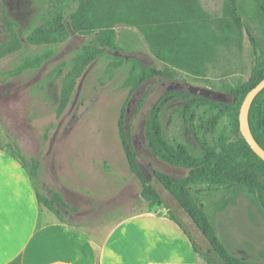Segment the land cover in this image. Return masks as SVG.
<instances>
[{
  "label": "rangeland",
  "instance_id": "rangeland-1",
  "mask_svg": "<svg viewBox=\"0 0 264 264\" xmlns=\"http://www.w3.org/2000/svg\"><path fill=\"white\" fill-rule=\"evenodd\" d=\"M198 3L212 28L229 23L227 0ZM238 6L242 31L233 27L230 41L217 45L214 58L197 77L157 59L140 29L128 24L115 26L116 49L83 66L85 47L98 38L72 30L76 0H0V51L10 48L14 36L18 42L16 51L0 57V145L16 143L28 158L41 163V192L59 191L76 205L73 221L93 219L111 228L128 214L150 208L141 199L143 183L129 169L121 135L124 116L143 172L164 199L159 207L182 221L202 255L214 264H264V196L248 195L233 186L193 185L192 198L212 224L213 240L157 179L160 174L185 177L188 170L160 161L149 151L146 139L149 114L172 82H180L184 92L191 85L208 88L222 94V102H232L237 89L252 88L253 72L264 58V23L255 15L252 0H238ZM55 18H61L67 40L33 45L29 39L35 30ZM38 58L45 60L39 67L16 74L23 63ZM131 59L173 76L154 77L138 86ZM70 83L69 103L60 112L63 90ZM192 101L191 110L181 99L165 108L162 123L170 143L194 152L203 145L221 151L244 139L239 117L237 127L229 114L215 115L210 106ZM260 104L264 117V96ZM200 264L209 263L200 256Z\"/></svg>",
  "mask_w": 264,
  "mask_h": 264
},
{
  "label": "trees",
  "instance_id": "trees-1",
  "mask_svg": "<svg viewBox=\"0 0 264 264\" xmlns=\"http://www.w3.org/2000/svg\"><path fill=\"white\" fill-rule=\"evenodd\" d=\"M77 10L71 15L72 30L80 35H97L96 44L85 47L84 62L90 64L108 49H116L115 26L128 24L138 27L143 33L152 54L162 62L179 68L193 76H202L206 65L216 54L218 44L230 41L233 27L242 31L243 24L239 15L238 0H227L225 17L226 25L219 24L212 28L208 15L201 9L198 0H76ZM255 15L264 23V0H252ZM69 37L61 18L48 21L35 30L30 37L33 45H52L63 43ZM9 49L0 51L4 57L18 49L16 37L12 39ZM45 60L35 59L25 62L17 68L16 74L22 75L29 69L39 67ZM132 77L139 86L154 77L172 78L168 70L146 67L138 59H131ZM81 65V64H80ZM83 65V66H84ZM264 79V58L257 65L251 79V89H237L233 92L232 102H222L193 96L184 91L165 93L151 110L146 123V139L149 151L160 161L174 167L188 170L185 177H174L168 174L157 175L161 185L178 202L189 215L199 230L209 238L216 240V234L205 211L192 198L191 187L207 183L217 187H239L248 195L264 196V161L260 159L242 139L221 151L203 145L198 151L181 144L170 143L164 133L162 115L171 101L181 99L191 110L193 101L203 102L210 106L213 114H229L238 127L241 106L247 94ZM73 90L72 83L66 84L63 90L60 112L67 107ZM264 90L256 97L249 111V123L252 134L264 149V117L260 116V99ZM189 103L191 105L189 106ZM263 113L264 107L262 106ZM188 112V111H187ZM124 151L131 173L143 183L141 199L151 207L163 206L164 199L160 192L148 181L139 162V156L132 138L125 127L124 116L121 120ZM8 150L28 171L39 202L52 211L62 222L66 221L65 212H76L63 200L62 195L49 189L42 193L39 187L41 163L28 158L18 144H8ZM170 218L184 231L190 239L195 252L203 256L209 264L214 261L196 244L186 227L173 212Z\"/></svg>",
  "mask_w": 264,
  "mask_h": 264
},
{
  "label": "crops",
  "instance_id": "crops-1",
  "mask_svg": "<svg viewBox=\"0 0 264 264\" xmlns=\"http://www.w3.org/2000/svg\"><path fill=\"white\" fill-rule=\"evenodd\" d=\"M0 145V264H200L184 231L159 206L111 228L89 219L62 222L42 205L28 171Z\"/></svg>",
  "mask_w": 264,
  "mask_h": 264
},
{
  "label": "water",
  "instance_id": "water-1",
  "mask_svg": "<svg viewBox=\"0 0 264 264\" xmlns=\"http://www.w3.org/2000/svg\"><path fill=\"white\" fill-rule=\"evenodd\" d=\"M182 84L180 82H172L170 86L167 88V91L178 90ZM264 90V79L257 84L246 96L239 114V125L241 133L244 137V140L250 146L252 151L264 161V149L260 146L257 140L254 138L250 123H249V111L252 103L256 99V97ZM187 92L193 96L201 97L204 99H212L217 101H224L225 97L222 94L214 93L212 90L208 88H203L199 86H189Z\"/></svg>",
  "mask_w": 264,
  "mask_h": 264
},
{
  "label": "flooded vegetation",
  "instance_id": "flooded-vegetation-1",
  "mask_svg": "<svg viewBox=\"0 0 264 264\" xmlns=\"http://www.w3.org/2000/svg\"><path fill=\"white\" fill-rule=\"evenodd\" d=\"M169 86H170V85H169ZM169 86H168V87H169ZM168 87H167V88H168ZM166 90H167V89H166ZM174 91H182V90H181V87H180L178 90H174ZM167 92H168V91H167ZM170 92H172V91H170Z\"/></svg>",
  "mask_w": 264,
  "mask_h": 264
}]
</instances>
